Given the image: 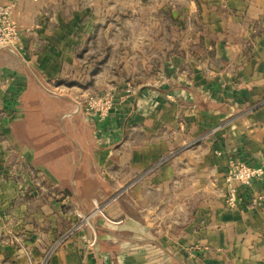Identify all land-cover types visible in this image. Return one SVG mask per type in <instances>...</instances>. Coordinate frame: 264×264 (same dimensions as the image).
<instances>
[{
    "label": "crops",
    "instance_id": "0c3cea01",
    "mask_svg": "<svg viewBox=\"0 0 264 264\" xmlns=\"http://www.w3.org/2000/svg\"><path fill=\"white\" fill-rule=\"evenodd\" d=\"M184 4L194 24L168 37L163 65L159 45L141 53L167 80L135 77L98 121L78 106L110 88V53L100 70L84 50L96 1L14 9L19 46L0 48V264H264V199L231 209L224 195L230 156L264 165V0Z\"/></svg>",
    "mask_w": 264,
    "mask_h": 264
},
{
    "label": "rangeland",
    "instance_id": "374dc122",
    "mask_svg": "<svg viewBox=\"0 0 264 264\" xmlns=\"http://www.w3.org/2000/svg\"><path fill=\"white\" fill-rule=\"evenodd\" d=\"M32 1L37 2L39 0ZM91 1H96L97 8L93 10V17L99 19L100 22L98 27L92 25L89 27L90 32L93 34L84 42V50H89L93 53V56L97 58V65H101L100 70L103 68L102 52L106 51L110 53V61L108 62V54L105 58L106 70L107 62L108 64L111 63V76L110 83L108 84L110 88L107 90L92 88L94 92L79 100L78 106L82 109L86 120L98 121V117L103 118L112 113L117 99L123 98L125 94L128 96L135 91L134 86L127 84L129 82L133 83L135 77L138 76L136 80L137 84H144V86L167 80L165 79L167 77L166 74L157 72V74L153 75L152 72L146 71L145 63L148 59L142 56L141 53L144 50L148 52L154 45H159L160 58L158 62H155V65L157 63L163 65L165 59L162 52L166 51L168 47V37H175L177 32L187 30L190 23L192 27L194 19L191 17L189 22V19L183 13L185 11L184 8L187 7L184 4L185 0ZM186 1L190 2V0ZM12 2L10 0L7 4H0L11 8L10 22L13 25V27H0L2 35L7 37L3 48L19 46L21 40V29L13 19V11L21 0H18L14 4ZM158 2L166 3V6L161 9H155ZM170 2L178 4H171V8H169L168 3ZM31 31L32 29L27 28L26 34ZM151 34H159V43L153 42ZM139 45L142 47L139 48ZM78 46L82 48L81 41L77 43ZM105 76L107 82V74ZM92 78L94 81L92 83L93 86L96 83L102 84L104 82V75L102 73H95L92 75ZM93 102L96 105L93 106ZM232 157L230 156L228 163ZM241 157L244 158L245 156ZM254 166H263L264 168L263 164ZM259 205L261 203L252 205V207Z\"/></svg>",
    "mask_w": 264,
    "mask_h": 264
},
{
    "label": "built area",
    "instance_id": "2783aa9c",
    "mask_svg": "<svg viewBox=\"0 0 264 264\" xmlns=\"http://www.w3.org/2000/svg\"><path fill=\"white\" fill-rule=\"evenodd\" d=\"M13 4L18 0H12ZM11 8L0 5V27H13L10 22ZM7 37L3 36L0 29V48L5 46ZM92 105H96L95 102ZM264 175L263 166H254L242 157L233 156L227 165L225 175V197L228 207L234 208L244 195L250 198L252 205L262 203L264 195L255 189L256 181Z\"/></svg>",
    "mask_w": 264,
    "mask_h": 264
}]
</instances>
